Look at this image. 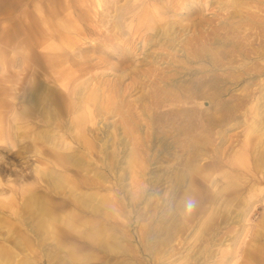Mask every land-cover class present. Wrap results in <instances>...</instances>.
Here are the masks:
<instances>
[{"label":"rangeland","instance_id":"374dc122","mask_svg":"<svg viewBox=\"0 0 264 264\" xmlns=\"http://www.w3.org/2000/svg\"><path fill=\"white\" fill-rule=\"evenodd\" d=\"M106 1L102 10H96L93 0H0V264H60V241L66 245L70 244V239H74L76 245L88 240L101 243L92 240L94 237L88 228H97L96 233L100 235L110 232L124 251H108L103 255L99 253L101 249L85 248L90 251L86 263L181 264L182 255L189 254L192 260L185 264H217L220 259L226 264L237 248L236 253L240 255L236 254L239 255L236 264H264V169L256 171L253 161L259 143L258 127H254L255 132L250 133L246 145L249 168L235 167L228 162L232 149L243 146L246 123L252 119L264 121V58L245 54L250 52H244L251 47L249 45H257V41H247L252 38L246 39V48L235 51V61L228 64L222 59V66L211 65L206 58L187 56L191 49L204 47L210 55L219 45H227L226 40L234 35L232 30L237 24L243 27L242 34H254L255 29H248L245 24L250 20L259 21L264 32V0H247L245 7L242 4L245 0H241L242 3L238 0V5L231 4L230 0ZM116 23L123 30L116 27ZM163 25L166 34H157ZM184 28L189 30L184 33ZM188 40L192 47L187 46L186 50L182 45ZM160 42H166L170 48L159 45ZM73 46L78 49H69ZM80 54L89 56L83 58ZM68 56L87 61L91 68H127L130 73L122 80L119 97L122 106L126 105L124 109L136 117L137 135L145 143L146 170L141 176L142 191L137 197L140 200L129 198V179L127 174L122 177L120 171L130 149L131 140L128 141L130 138L124 133L128 129L125 130L118 117L111 113L106 114V119L96 117L91 126V154L75 148L73 157L81 161L77 172L74 168L69 171L57 168L50 173L48 147L43 137L51 136L56 127L45 122L47 115L41 109V100L35 108L24 109L26 94L23 92L30 81L41 90L54 86L58 75L49 72V65L54 66L53 63L59 61L61 66L54 68L66 69ZM105 72L102 76L99 73L101 78H114L113 72ZM202 80H206L207 85ZM209 80L216 81L215 85ZM181 85L189 88L194 96L191 95L187 104L155 108L156 88L165 87L183 97L187 93ZM199 89L209 95L205 97L209 101L208 110L200 112L203 118L212 114L220 118V126L207 125L213 127L208 131L211 147L210 144L204 146L208 156L201 163L218 161L221 165L215 171L206 166L207 183L196 175L194 164L184 166L187 153L182 151L175 125L164 126L163 119L157 123L152 116L172 108L201 109L199 97L195 98L196 94H201ZM137 96L142 99L136 100ZM146 105L151 107L150 114ZM254 106L258 107V115L253 113ZM21 110L24 112L17 114ZM195 123L194 132L196 125L200 127ZM219 129L224 130L219 140L222 150L216 154L213 148L218 142L215 140ZM114 146L118 150L116 165L110 169L108 153ZM37 168L43 169L45 175L39 178L35 174ZM181 172L185 180L175 184ZM188 192H194L193 198ZM104 199L108 200L109 207H98L96 202ZM244 199L256 202L244 221L247 224L241 219L248 210L247 205L241 204ZM44 206L54 211L47 213ZM71 215L75 218L71 219ZM243 225L248 226L238 240L240 247L234 246ZM165 239L171 241L163 248L162 259L155 261L150 248L157 244L158 248L164 246L160 242ZM222 251L227 252L225 257ZM82 252L77 251L80 255ZM170 253L173 255L168 258Z\"/></svg>","mask_w":264,"mask_h":264},{"label":"bare ground","instance_id":"6f19581e","mask_svg":"<svg viewBox=\"0 0 264 264\" xmlns=\"http://www.w3.org/2000/svg\"><path fill=\"white\" fill-rule=\"evenodd\" d=\"M93 1L95 3L94 7H95L96 10H102V8H104L103 6H104L106 0H93ZM127 1L128 0H125V2H127ZM246 1L247 0H245V2L242 1V2H244V3H242L241 0H240V2L243 5L246 3ZM230 2H231V4H236V5H238L237 3H239L238 0H230ZM167 3H168V1H167ZM48 5L50 6L51 3L49 2ZM248 5L249 4H247V6ZM244 7H245V5H244ZM251 7H253V6H251ZM245 11H247V10H245ZM248 12H249V10H248ZM253 13H254V11H253ZM112 14H110V15H112ZM257 14L259 15V13H257ZM108 17H109V15H108ZM115 17L116 16H114V19H115ZM252 17H253V15L251 16V18ZM116 18H118V17H116ZM249 18H250V16H249ZM181 20L182 19H180V21ZM184 21H182V22H184ZM247 24L248 25L245 24V26L248 29H252V28L255 29L254 34H249V33H243L242 34L241 31H242L243 27L242 26H239L237 24L236 27L233 26L234 28H233L232 31H233L234 35L229 36L228 40H226V42H228L227 45H221V46L219 45V47L216 48V50H214L213 53L210 54V55H208V53L205 50H203L204 47H202V49H196L195 48V49H191L190 50V48L192 47V46H190V45H192V44H190L191 40H188L187 44L186 43H183L182 48L184 47L186 49L187 46L190 47V48L188 47V49L190 50L191 53H188L187 52V56L188 57H193V58L199 57V58H202V59L203 58H206L208 61H210L211 65H218V64H220L222 66L223 65V63L221 62L222 59H226L227 62H228V64H229L230 61H233L234 60L233 59V55H235L234 54L235 51L236 50L238 51L240 49L246 48V46H247L245 44L246 39L252 38V39H249L247 41L248 42L257 41V45H255V46L254 45H249L251 47L250 48L247 47V50H245L244 52L250 51V52H246L245 54L247 55V53L248 54L251 53L255 57H261V59H262V58H264V32L261 30V29H263V25H262L261 22H259V21L257 22V21H254V20H250L249 23H247ZM115 25H116V27H119L120 24L116 23ZM163 27H164V25L161 28H159V30L156 33L157 34L159 33L161 35H165L166 33L163 31ZM114 29H115V27H114ZM120 30H123V28L122 29L120 28ZM187 30H189V29L184 28V30H183L184 33L187 32ZM175 32H177V31H175ZM180 32H181V30H180ZM178 36H179V34H178ZM156 38H158V37H156ZM145 41H146V39H144V43H145ZM168 41L170 42L171 40H168ZM155 43H156V39H155ZM95 44H96V42H95ZM158 44L159 45H163L166 48H170V45H167L166 42H160ZM69 49L75 50V49H78V47L73 46L71 48L69 47ZM127 51H128V49H127ZM237 51H236V53H237ZM241 51H243V50H241ZM80 55H81V57L85 58V56L87 54L85 56L83 54H80ZM207 55L209 57H207ZM87 56H89V55H87ZM250 57H252V56L250 55ZM143 58H145V57H143ZM235 58H236V55H235ZM149 59H151V58H149ZM48 62H52V61H48ZM66 62H67V68L66 69L63 68L61 70L56 69L57 67L61 66V64L59 63V61H57V63H53L54 66L49 65L50 66V71L49 72L56 73V75H58L57 76V81H55L54 86H52V87L47 86L46 89L41 90L39 88H36L34 84H31V81H30V84H29L28 88H26V90L23 92V94H26V98H25V101H24V104H26V106H25L24 109H28V108H32L33 109V108H35V106L37 105L38 101L41 100L42 101L41 109L43 111H45L46 112V115H47V117L45 116V122H48L49 121V123L52 125V127H56V130L53 131V133H51V136H48L47 138L43 137L45 139V143L47 144V147H48V152H47V155H48L47 156V159L48 160H47V163H48V165L51 166L50 173H53L54 172L53 170H56L57 168H62L63 171H69L71 168H74L75 171L77 172L78 170L76 169V167H77V165L80 164L81 161L77 157H73V152L75 151V148L79 147L80 149L86 150L85 152L87 154L88 153L91 154L90 151H89V149H92L93 148V146L90 145V139H89V133L91 131H93V129L91 130V126L95 122V118L96 117H100V118L106 119L107 118L106 117V114H110L111 113L112 116H115V117L117 116L118 117V120H119L120 125L125 130L128 129V132L127 131H124V133L130 138V139H128V141L131 140V142L129 143L130 145H128V146H130V149L128 150V154L126 155L127 158H125L126 159L125 164L123 166H121V165H119V166H121L120 171L122 172V175L121 174L120 175L123 177V176H125L127 174L128 179H129V184L128 185L130 186V188L127 187V188H129L128 189L129 191H127V192L128 193L130 192V195H131V197H129V198H131V200H135L137 197H139L138 195L142 191L143 179H141L142 178L141 176L144 175V171L146 170L145 169L146 168V157H145L146 156V150L144 148V146H145L144 144L145 143L142 142L141 137H138V135H137L138 134V130L136 129V127L138 126V121H137L136 117L131 112L127 111V109H124L126 107V105H125V107L122 106L123 103L121 101V97H119V92L121 91L120 86H121L122 80L125 78V76H129L130 73H128V71L126 70L127 68L113 69V68H110V67H101V66H98L97 68H94V67L91 68L90 65H88V62L87 61H85V60L84 61L83 60H77L75 58V56H68V61H66ZM95 64H96V62H95ZM231 64H233V62ZM248 65H250V64H248ZM54 67H56V68H54ZM132 69L134 71H137V68L136 67H132ZM105 71H108L109 73H110V71L113 72V75L112 76L114 78L111 79V80L110 79L109 80H106V79L101 78L102 74ZM237 72H239V71H237ZM99 73L101 74V76L99 75ZM234 74L232 73V75H234ZM139 75L141 76V74H139ZM242 75H243V73H242ZM196 78H194V79L197 80ZM206 78L207 77H205V79ZM214 80L215 79H213V81ZM202 81H205L206 83L205 82L204 83H205V85H207V81L206 80H202ZM171 83H170V85H171ZM173 83H175V82H173ZM182 83H184V82H182ZM214 83L211 82V84H214ZM214 85H213L212 88H214ZM200 86H201V84H199L198 87L200 88ZM209 86H212V85H209ZM260 87L261 86H259V88ZM181 89L182 90H185L186 93H187L183 97L177 96L176 93H174V92H172L170 90L165 89V87L159 88L158 90L156 88V91L157 92H156V94H154L155 108L159 107L158 105H164V106L165 105H167V106L168 105L169 106L170 105H172V106H179V104H185V103L187 104L188 100L191 98V95H192L191 93L192 92L190 91L189 88H186L185 86H182V85H181ZM207 89H209V88H207ZM214 89H216V88H214ZM126 90H128V89H126ZM217 90H218V86H217ZM188 91H190V92L188 93ZM199 91H200V89H199ZM122 92H124V91H122ZM240 92H243V89H241ZM196 93H198V91ZM196 93H194V94H196ZM206 93H208V92H206ZM206 93H205V91L202 90L201 94L198 93L200 95L196 94V97L195 98L199 97L198 98V104H199V107L201 108V109H199L197 111L194 110V109L193 110H190V109H182L183 107L181 109L180 108H178V109H173L172 108V109L165 110L163 113H160V112L153 113L152 116H153V119L157 123L161 122L162 119H163V121L165 123L164 126H172V125H175L174 131L177 133V137H178L179 143L181 142L180 145L183 146L182 147V151H183V153H187L186 154L187 161L185 160L184 166L185 167H188L189 165L194 164L195 170H196V175L198 177L202 178V180L207 183V180H208L207 178H208L209 174L206 172V170H207L206 166H210L212 168V170L215 171V170L220 169L221 168L220 167L221 165H220V163H218V161H216V162H214V161L204 162L203 161L201 163V161L204 160V159H206V157L208 156V153L205 151L206 149H204L205 148L204 146L206 144H210V140L208 139V135H209L208 134V131L209 132L212 131V128L213 127L220 126L218 124L219 121H220V118L219 119L216 118V116H215L216 114H212V115H209V116L203 118V116L200 113L201 111H202V113H205V110H208L209 101L206 99V98H208V97H206V95H208ZM210 93H211V91H210ZM214 93H217V92H214ZM124 95H125V92H124ZM247 95H249V94H247ZM241 96H244V95H241ZM141 99H142V96H141V98H140V96H137L136 97V100H139L140 101ZM236 101H238V100H236ZM249 103H251V102H249ZM218 105L221 106L220 103ZM218 105H217V108H219ZM145 108L146 109L147 108L149 109V111L148 110L147 111H148V114H150L151 107H149V106L147 107V105H146ZM253 111H254L253 112L254 114H257L258 115V107L254 106ZM23 112L24 111L21 110L17 114L20 115ZM65 116L68 117V120L67 121L64 120V117ZM162 116H164V118ZM192 118L194 119L193 121H192ZM194 121L196 123L200 124V127L199 128L196 125V127H197L196 132H194V128L195 127L193 128ZM203 121H206V123L202 124ZM258 121H256L255 119H252L250 122L246 123L247 128H246V130L244 132V138L245 139L243 141V146H241V147L240 146H237L235 149H232L231 155L228 158L229 159L228 162L230 163V165L235 166V167H239V168H249V165L251 164L250 163V155L247 154L246 145L248 144L249 136L252 135L250 133L255 132L254 127H256V129L258 127L259 129H257V130L259 132L258 133L259 134L258 135L259 143H258V145H257V147L255 149V157H254V160H253L254 161V164H255L254 169H256V171L257 170L262 171L264 169V121H261V120H258ZM211 123H212L213 127L210 128V126H211L210 124ZM104 124H106V123H104ZM112 125H114V124H112ZM207 125H210V126H207ZM232 125H234V124H231L230 126H232ZM94 131H95V128H94ZM55 132H56V134H55ZM223 133H224V130H222V129L221 130L219 129L218 131H216L217 138H216V140L215 139L214 140L215 141L218 140V142H217V144H214L215 146L213 148V151L216 154H219V152L222 150L221 145H219V140H221V137L223 136ZM69 135L71 136L70 139L68 137ZM171 135H173V134L171 133ZM125 139H126V137H125ZM128 141L125 140V142H128ZM41 142H43V141H41ZM122 142H124V140ZM108 145H109V143H108ZM210 147H211V144H210ZM112 148H113V150L108 153V154H110V157H109V159H110L109 160V167H110V169L113 168L114 164L116 165V163H115L114 160L117 157V153H118V150H117V147L116 146H114ZM188 148H190V149H188ZM90 160H91V158H90ZM104 163H107V162L104 161ZM197 164H199V165H197ZM78 167H80V166H78ZM116 169H118V168H116ZM147 169H148V167H147ZM251 170H250V172H252ZM155 172H157V171H155ZM35 174L39 178L42 177L43 175H45L44 172H43V169H41V168H37L35 170ZM120 177L118 179H120ZM113 178H115V177H113ZM121 179L124 180L123 178H121ZM175 180H176L175 184H181L185 180V174H184V172H181L179 175H177V178H175ZM111 187H114V186L111 185ZM122 189H125V188H122ZM125 191H126V189H125ZM121 192H123L124 195H125V192L124 191H121ZM166 192H167V190H166ZM155 193H156V191H155ZM193 193L192 192L189 193L190 194L189 195L190 198H193ZM140 199H138V200H140ZM131 200H130L129 204L130 203L132 204ZM243 201L244 202L241 203V204H243L245 206L246 205L248 206V210H246L245 213L243 212L244 214L241 215L242 216L241 219H243V222H244V221L247 220L248 213H250L251 209L256 206L255 205L256 202L254 203V201H250V200L248 201L247 199H244ZM120 202H122V201H120ZM240 202H242V200ZM96 203H97V206L98 207H102V206L103 207H106V208L109 207V202L106 199H104L103 201H100V202H96ZM63 207H64V205H62L61 209H63ZM65 208H66V205H65ZM123 208H124V205H123ZM242 208L244 209V207H242ZM43 209L44 210H47V213L54 211L51 207H45L44 206ZM142 209H144V207ZM44 210H43V212H44ZM128 212H130V210ZM238 216H240V215L238 214ZM73 218H75L74 215H71V219H73ZM99 219H101V218H99ZM236 220H238V219H236ZM244 223H246V222H244ZM263 224H264V222H263ZM65 225H67V224H65ZM246 226H248V225H246ZM246 226L243 225V228L241 230V234H239L238 236H236L237 238H236V240L234 242V246L237 245L238 240H240L239 238L241 237L240 235H242L243 232L246 230ZM96 229L95 228H91V229L88 228L87 230H89V232L93 235L94 238H92V240H99V242H101L99 244H97L95 241L88 240L87 242L86 241H84V243L80 242V243H78L76 245L74 239H70V241H69L70 244L67 243V245H66L62 241H60L59 242L60 264H85L86 263V259L87 258L88 259L90 258V251H85L84 250L85 248L99 249V250L101 249L99 253L100 254H103V255H105L104 253L105 252L107 253L108 251H117V252L122 251V244H120V242L117 241L116 238H113L111 236L110 232L106 233L105 235H100V233H96ZM247 232H248V230H247ZM198 234L200 235L199 232H198ZM173 235H176V232ZM128 236H130V235H128ZM198 238H199V236L196 237V239H198ZM231 240H233V239H231ZM242 240L244 242V238L243 239L241 238V241ZM170 241H171V239H165L163 242H160V245H164V246H161L160 248H158L159 247L158 244L156 246H154V245L151 246L150 250H152V253L154 254L153 255L154 256L153 258L155 259V261L158 260V259H162V254L164 252L163 248L165 246H167L166 243H170ZM237 246H239V245H237ZM232 248L234 249L233 246H232ZM236 249L231 252L232 254L230 253L231 256H230V254L228 255V256H230V258H229V260H228V262L226 264H236V261H237L236 260V257L238 259V256L240 255L239 253H236V251H237ZM33 251H35V250H33ZM77 251H83L82 252V255H80L81 253L78 254ZM171 251H173V250L171 249ZM224 251H222V255L225 257V254H227V252H224ZM236 254H239V255L237 256ZM172 255L173 254L170 253L169 256H168V258H170V256H172ZM164 257H163V259H164ZM181 258H182V262H183L181 264H185V263H188V260L191 259V256L189 254H183ZM86 264H92V263L89 262V263H86ZM132 264H133V262H132ZM173 264H175V263H173ZM217 264H224V262L222 261V259H220Z\"/></svg>","mask_w":264,"mask_h":264}]
</instances>
